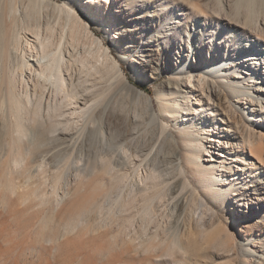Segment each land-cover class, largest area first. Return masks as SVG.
I'll use <instances>...</instances> for the list:
<instances>
[{
  "label": "bare ground",
  "instance_id": "obj_1",
  "mask_svg": "<svg viewBox=\"0 0 264 264\" xmlns=\"http://www.w3.org/2000/svg\"><path fill=\"white\" fill-rule=\"evenodd\" d=\"M18 1L0 0L2 129L10 153H17L13 167L23 165L27 149L63 144L68 148L73 143L82 163L74 182L83 190L88 180L93 182L92 192L80 211L87 207L93 211L96 224L109 229L112 244H129L134 252L157 258L163 253L173 259L172 264H178L174 261L176 254L193 251L196 244L190 238L198 233L203 239L208 223L210 227H224L223 221L235 225L237 220L245 225L250 211L254 219L264 211V137L247 124L264 113V73L255 71L250 61L264 55V27L258 18L262 17L264 26L263 8L256 11V18L251 14L242 22L222 20L223 27H238L246 34L254 30L256 39L245 43L252 54L203 57L193 45L196 41L191 40L190 50L196 52L199 63L167 66L168 93L156 96L154 102L130 85L117 62L112 64L116 82L110 80V66L105 64L107 52L102 45L92 49L82 43L83 28H87L80 23L70 1L64 5L48 2L54 16L47 10L40 12L42 0H27L22 17L17 16ZM184 1L196 9L193 0ZM216 1L220 4L222 0ZM97 2L86 0L85 8L91 17L95 14L89 4ZM113 30L112 26L111 32L115 33ZM238 38L239 44L243 39ZM129 71L136 76L133 60ZM223 77L227 78L226 85L221 82ZM100 80L105 84L99 87ZM17 83L21 92L17 91ZM122 89L143 102L141 114L118 99ZM258 92L262 94L256 96ZM241 102L242 108L238 105ZM142 113L154 124L148 133L139 131ZM174 116L178 121H173ZM37 127L47 131L39 135L35 133ZM54 133L59 136L49 139L48 134ZM90 146L95 148L93 152L87 150ZM209 149L220 151L217 161L206 160L216 163H204L202 157L209 156ZM40 168L37 178L46 176V165ZM51 178L57 183L62 174ZM49 197L43 202H52V214L43 218L53 223L64 197L56 192ZM227 202L242 208L237 219ZM199 208L203 209L201 214L197 213ZM187 212L198 214L192 230L182 228ZM46 221L44 225L49 224ZM67 221L64 233L74 231L80 224L75 216ZM261 221L259 231L264 219ZM257 227L245 228L246 242L241 244L239 254L225 244L231 257L240 258L242 264L264 261V244H255L252 234ZM32 251L24 256L34 254Z\"/></svg>",
  "mask_w": 264,
  "mask_h": 264
},
{
  "label": "rangeland",
  "instance_id": "obj_2",
  "mask_svg": "<svg viewBox=\"0 0 264 264\" xmlns=\"http://www.w3.org/2000/svg\"><path fill=\"white\" fill-rule=\"evenodd\" d=\"M26 1L19 0L17 2L19 11L17 16L22 17ZM65 1L42 0L39 4L42 7L40 12L47 10L55 16L52 7H47V3L64 5ZM67 1H70L80 23L87 28V30L83 28V34L88 37L83 35L85 39L82 43L92 49L100 48L102 45V49L107 52L108 57L105 64H107L106 67L110 66V72L108 71L110 80L116 82L115 74L117 73L112 64L117 62L130 85L136 86L154 102L156 96L163 97L168 93L167 72L169 70L165 69L167 66L171 68L181 62L199 63V57L195 55L196 52L190 50L191 40L196 41L193 45L203 57L217 56L221 58L224 55L227 57L229 54H232L233 57H240L244 54H252V49L246 48L245 43L246 40L256 39L257 35L253 32L254 30L250 34L249 32L246 34L238 27H223L222 20L226 18L231 21L234 19V23L242 22L245 17L251 14H255L254 18H256V11L264 9V0L249 2L247 0H222L220 4L216 0H196L197 3L193 0L192 3L195 4L196 9H192L193 7H190L184 0L185 3L182 0H99L93 6L89 4L95 14L91 17L92 13L85 8L86 0ZM258 18L261 20L260 25L264 27L262 17L258 16ZM108 22L115 28L113 30L115 33L111 32L112 26H107ZM202 28H204V32H202ZM113 34L115 37L112 36ZM237 35L243 39L239 44ZM116 41L117 46H115ZM262 56L263 59L250 60L253 63H251L252 68L258 73H264V55ZM132 60L133 73L136 71L135 77H132L129 71ZM255 62L259 64L256 65ZM104 81H98L101 84L97 86H103ZM221 82L226 85L227 78H221ZM18 83L20 84V82ZM29 83L31 85V82ZM17 84V91L21 92L22 87ZM119 88L121 89V86ZM3 90L0 91V264H172L173 259L171 260L163 253L157 258L141 252H134L129 244H112L109 229L100 228L96 224L93 211L90 210L91 213L87 209L88 207L84 208L85 213L80 211L83 210V202L88 200L92 192L93 182L88 180L84 190L74 182V175L82 163L78 149L72 148V138L70 141L68 140L72 143L69 147L68 141L66 142L68 148L64 147L66 144H63L56 146L57 148L27 149V157L23 165L13 167V160L17 153H10L7 147V137L2 129ZM122 90L118 92V99L123 100L125 105H132L135 113L141 114L144 108L143 102L136 101ZM255 94L259 96L262 92ZM194 99L195 97L190 98L191 102ZM238 105L241 108L244 106L242 102ZM154 110L158 113L157 108ZM142 116L139 131L148 133L153 130L154 124L150 122L147 115L142 113ZM263 117L264 113L257 121H250L247 124L256 134H261L264 137ZM173 121H178L176 116ZM35 129H37L35 133L38 132L39 135L47 131L39 130V127ZM57 134H48V138H54ZM74 138L75 136H73V140ZM227 142L228 145H231V141ZM86 148L91 152L95 150L92 146ZM219 152L216 149H209V156L202 157L204 163H216L206 162V160L212 158L213 161H217ZM41 164L46 165L44 170L46 176L37 178L36 175L41 169ZM227 166L229 165L225 164V167ZM244 166L246 167V165ZM54 174H62V179L57 183L52 182L51 177ZM30 177L31 181L29 182ZM53 192H56L60 197L63 196L64 201L52 223L49 218H43L50 217L52 214V202H43V200L47 197L50 198L49 196ZM232 192L229 194L231 195ZM227 203V207L234 212L237 219L239 214H242L240 212L242 208H235L229 202ZM201 211L203 209L199 208L197 213L201 214ZM251 212L246 214L245 225H240L237 220H234L235 225L226 220L223 221L227 232L224 227H210L211 224L208 223L207 230L202 234L203 239H200L198 233L195 234L196 237L192 236L195 240L190 238L196 244L193 245V251H188L187 256L182 255V252L176 254L174 261L178 264H242L240 258L231 257L232 252L225 244L233 246V251L237 254L241 252V244L246 242L243 235L245 228H251L252 225L257 227L264 219V211L259 212L255 219L250 214ZM84 214H88L87 217ZM198 214L187 212L184 215L185 223L184 227L181 225L182 228L188 230L191 228L190 230H192V225H195ZM72 216H75L80 224L74 231L64 233L63 229L68 222L67 219L69 220V217ZM44 219L49 224L44 225L43 221H46ZM39 221L40 223H38ZM261 227L260 231L258 227L253 229L255 244H259L260 241L264 244V224ZM29 250L34 251V254L31 253L33 256L31 254L24 256ZM189 255H194V257ZM261 264H264V261H261Z\"/></svg>",
  "mask_w": 264,
  "mask_h": 264
}]
</instances>
